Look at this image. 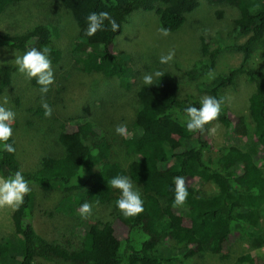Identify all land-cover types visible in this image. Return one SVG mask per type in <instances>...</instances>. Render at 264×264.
Returning a JSON list of instances; mask_svg holds the SVG:
<instances>
[{
  "label": "trees",
  "instance_id": "trees-1",
  "mask_svg": "<svg viewBox=\"0 0 264 264\" xmlns=\"http://www.w3.org/2000/svg\"><path fill=\"white\" fill-rule=\"evenodd\" d=\"M71 15L77 33L71 43L74 64L82 72H98L114 76L129 88L136 70L116 54L111 43L122 24L134 10H152L158 15L159 26L176 31L198 5L199 0H55ZM234 7L238 17L232 19V31L243 41L209 48L201 41V58L184 70L187 79L197 77L214 67L221 50L241 54L237 65L209 80H199L192 89L180 85L170 72L152 85H141L136 91L137 108L126 124V135L113 142L98 125L87 119L75 120V128L58 125L57 139L62 154L41 156L38 168L25 171L10 154L0 150V176L21 171L30 185L43 190L55 189L63 195L55 210L78 223L63 235V241L46 240L32 229L34 191L24 203L11 211L13 232L0 238V264H40L38 254L55 264H191L192 257L203 252L224 258L229 252V237L243 238L251 248L264 245V68L247 65L253 51L260 50L264 61V0H207ZM22 0H0V15L8 7L20 6ZM31 3L32 0H30ZM259 5L254 14L249 8ZM106 11L119 25L94 36L85 35L86 17L92 12ZM217 16L221 11L217 10ZM59 37L53 24L33 23L18 33L0 32V48L14 49L22 56L35 47L51 48L50 59L56 64L61 49L53 42ZM14 67L0 64V92L11 83ZM243 74L254 84L248 97L250 121L238 117L231 121L226 105L217 122L224 127V145L210 152L207 137L186 130L184 109L200 106L204 96L219 99L221 89L232 86L236 75ZM34 82V80H33ZM36 85L37 82H34ZM41 116L44 109L31 110ZM17 127L13 124V129ZM240 137V138H239ZM245 139V140H244ZM14 146L12 138L8 141ZM123 149L130 160L126 165L111 158L112 146ZM127 158V159H128ZM124 175L142 190L144 211L125 218L115 206L120 192L108 183ZM182 176L187 183L188 198L184 207H173L174 178ZM210 184L211 192L202 189ZM108 204L114 218L121 224V235L110 220L84 219L78 209L84 203ZM241 264H264V256L255 259L246 255Z\"/></svg>",
  "mask_w": 264,
  "mask_h": 264
},
{
  "label": "rangeland",
  "instance_id": "rangeland-1",
  "mask_svg": "<svg viewBox=\"0 0 264 264\" xmlns=\"http://www.w3.org/2000/svg\"><path fill=\"white\" fill-rule=\"evenodd\" d=\"M22 0L16 7H8L0 15V32L18 33L29 28L33 23L43 22L57 27L59 37L53 42L61 49L62 57L52 64L55 82L49 92L42 96L35 79H28L18 70L14 60L19 52L5 47L0 48V64H11L14 67L11 83L0 92V104L6 97L8 103L4 106L15 113L12 140L16 149L15 159L25 171L38 168L41 156L62 154L61 145L57 139L58 125L66 123L75 128V120L87 119L100 127L105 137L110 141L119 138L115 131L117 125H126L133 119L137 108L136 91L143 83L142 77L155 70L170 72L180 85L192 89L199 80H209V74L215 77L223 74L241 60L238 52L224 49L216 56L214 67L199 75L195 81L187 79L184 70L201 58V41L206 42L211 49L216 46L224 47L230 43L243 41V36H236L232 31V19L238 17L234 7L224 3H209L199 0L191 13L185 14L184 22L176 31H170L168 36H162L158 29V15L152 10H134L122 24L121 31L111 43V48L120 54L132 68L136 76L130 78L129 88L124 87L114 76H104L98 72H82L74 64L71 46L76 38L77 27L64 7L55 0ZM221 11V16L216 11ZM170 49L175 50L174 60L168 64L159 62L162 54ZM247 65L264 68L263 56L260 50L253 51L247 60ZM212 79V78H211ZM34 80V82H33ZM254 91V84L247 81L243 74L236 75L232 86L221 89L225 96L227 116L231 121L241 117L250 121L247 113L248 97ZM46 101L52 108L50 118L33 114L31 110L42 108ZM216 126V133L209 134L208 129ZM210 145V152L224 145V127L217 121L207 125L203 133ZM240 138V137H239ZM115 139L113 142L117 143ZM245 140V139H244ZM111 158L123 166L130 160L122 148L114 144ZM128 158V159H127ZM195 184L194 180H186ZM134 187L142 196L141 187L133 182ZM206 192L213 190L206 183L201 186ZM34 191V210L32 229L46 240L63 241L67 234L77 225L78 219L62 214L55 210L58 199L63 195L55 189L43 190L36 185H30ZM10 209H0V238L13 232L10 219ZM91 219L110 220L121 235V224L113 216L108 204H92ZM264 227V218L261 220ZM229 252L222 258L216 253L203 252L191 258V264H241L238 258L251 255L252 258L264 256V245L251 248L248 243L237 235L229 237ZM35 261L40 264H55L47 261L43 254H38Z\"/></svg>",
  "mask_w": 264,
  "mask_h": 264
},
{
  "label": "clouds",
  "instance_id": "clouds-1",
  "mask_svg": "<svg viewBox=\"0 0 264 264\" xmlns=\"http://www.w3.org/2000/svg\"><path fill=\"white\" fill-rule=\"evenodd\" d=\"M259 5H254L249 8L250 13H255L259 9ZM87 28L85 35L88 37L94 36L98 31L105 29V21H107L112 31H117L119 25L115 19L106 11L92 12L86 17ZM162 36H168L170 30L164 27L158 29ZM51 48L45 46L42 50L32 47L27 50L22 56L15 57V64L18 70L25 74L28 79H35L39 85V91L42 96L46 95L50 87L54 84V72L52 61L50 59ZM175 50L170 49L167 54L160 56L161 64H168L174 60ZM164 76V72L155 70L152 73H146L142 77L144 85H152L156 79ZM209 78H213L209 74ZM226 98L221 96L219 99L213 96H204L200 100V106H188L184 109V120L186 122V130L189 133L205 132L207 125H212L218 120L222 112V106L225 104ZM8 103L7 98H4L3 104H0V150L7 153H15L16 149L8 143L13 135V122L15 113L6 108L4 105ZM41 106L44 109V116L50 118L52 108L46 102L42 101ZM126 125H117L115 131L118 135H126ZM217 127L213 126L208 129L209 134H215ZM110 186L120 192V196L115 201L116 208L125 218H133L140 215L144 211L143 199L140 192L134 187L129 177L117 175L109 182ZM174 201L173 207H184L187 203L188 190L186 180L182 176L174 178ZM31 192L29 182L25 179L21 171L17 170L14 174L8 176H0V209H10L16 211L24 203V197ZM79 215L87 219L92 214V205L84 202L78 209Z\"/></svg>",
  "mask_w": 264,
  "mask_h": 264
}]
</instances>
